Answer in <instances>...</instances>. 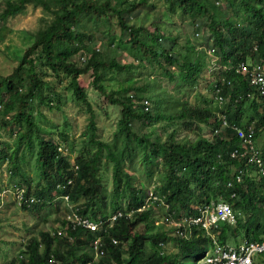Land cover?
Masks as SVG:
<instances>
[{
  "label": "trees",
  "instance_id": "1",
  "mask_svg": "<svg viewBox=\"0 0 264 264\" xmlns=\"http://www.w3.org/2000/svg\"><path fill=\"white\" fill-rule=\"evenodd\" d=\"M164 1L170 8L178 7L193 18L204 19L208 25L214 52L223 65L212 87L215 101H218L215 97L218 87L221 90L220 103L224 102V105L220 112L183 101L166 87L160 88L155 78L147 77L133 87L109 90L100 81L99 65L120 71L131 69L130 63H120L114 58L104 61L95 47H88L90 44L86 42V38L92 40L85 31L90 27V20L106 21L109 12L117 16L118 24L128 33L131 50L140 63L145 60L154 63L161 57L166 65L178 67L177 76L164 68L171 78L194 83L200 76L205 65L203 52L190 54L184 51L177 55L170 45L161 41L163 37L175 40L174 36L163 33L158 25L151 28L128 23L124 14L147 4L148 0H5L0 10L2 22L21 12L29 2L40 5L51 14L52 17L33 32L31 47H39L45 66L54 72L62 70L69 76L74 95L85 103L89 112L88 141L96 144L88 157L71 166L58 143L41 133L33 119L28 98L35 97L39 103L53 106V97L45 93L47 82L32 65L24 66L27 59L24 53L10 74L0 75L2 113L11 117L10 122L1 117L0 123L24 125L16 131L15 149L11 153L3 149L1 152L11 163L10 171L21 174L16 150L21 145H30L34 136L38 142L37 165L45 181L40 192L42 200L31 194L29 186L22 188L25 196L35 199L30 205L23 206L42 209V201L68 193L66 203L71 202L80 214L94 219L108 217L117 209L113 199L107 201L98 174L103 156L112 161L115 193L126 187L130 198L128 210L123 211L106 231H83L66 225L62 219L64 228L58 227L60 229L52 234L43 232L39 238L31 236L25 250L20 251L24 259L22 264H73V260L81 264H178L179 255L187 257L199 251L202 255L207 245L209 249L212 236L194 224L184 222L173 226L170 223V230L153 229L150 205L159 202L166 205L165 220L170 222L195 215L197 207L221 198L230 203L237 220L234 224L218 222L211 228L213 237L222 244L234 246L261 237L264 231V177L254 167L246 165L244 158L233 156L231 152L240 144L239 129H244L247 124L252 123L255 142L259 133L264 134V101L249 83L250 72L237 70L242 64L249 69L256 65L264 68V0H223L239 20L245 19V25H241L238 19L225 16L212 0ZM75 27L81 30H74ZM79 45L84 46L79 52L83 65L71 59ZM89 69L94 73V85L111 103L121 107L112 141L96 136L95 115L79 80L80 75ZM130 88L133 90L126 92ZM246 102L252 109L249 117L247 107H244ZM219 114L226 118L227 124L222 127L217 120ZM198 123L210 124L209 137L199 131ZM141 124L147 130L140 131ZM136 148L145 157L162 158L158 184L148 194V200L146 187L136 182L123 165ZM259 149L264 159V136ZM239 169H244L245 173L243 180L238 182L234 176ZM236 209L247 214V218L243 219ZM229 235H242L243 240L230 244L227 242ZM95 236H100L101 246L109 256L99 254L92 261L91 240ZM169 240L175 241L177 252L168 253L163 248ZM88 244L89 249L86 248ZM259 257L264 264V253Z\"/></svg>",
  "mask_w": 264,
  "mask_h": 264
},
{
  "label": "rangeland",
  "instance_id": "2",
  "mask_svg": "<svg viewBox=\"0 0 264 264\" xmlns=\"http://www.w3.org/2000/svg\"><path fill=\"white\" fill-rule=\"evenodd\" d=\"M212 1L220 7L225 16L239 20L231 12L226 2L223 0ZM4 3L5 0H0V10ZM124 16L128 23L134 26L147 25L152 28L154 25H158L163 33L173 35L175 40L163 37L161 41L170 45L177 55L184 51L190 52V54L193 51L203 52L205 65L197 80L194 83H187L179 78H171L164 68L169 69L172 74L177 76L178 67L174 68L173 65H166L161 57L154 63L148 60L140 63L131 50L128 33L118 24L117 16L113 12H109L108 20H90V27L85 29L92 37L91 42L86 38V42L90 44L88 47H95L104 61L114 58L120 63L131 64L130 71H120L106 65L98 66L97 71L100 74V81L107 90L133 87L141 80L150 77L158 81L160 88L166 87L173 95L183 101L200 104L214 112L221 111L224 102L220 103L212 98V87L218 76H220L223 65L219 61L220 57L217 52H214L212 35L206 22H203L204 19L193 18L178 7L170 8L164 0H148L147 4L140 6L129 14H124ZM50 17H52L51 14L40 5L29 2L21 12L9 16L4 22L0 21V75L10 74L23 54L26 53L27 59L24 61V66L29 67L32 65L41 79L47 82L44 87L45 93L53 97L51 102L53 106L39 103L35 97L28 98V105L32 109L33 119L42 134L52 142L58 143L71 166H73L88 157L95 150L96 144L88 141L89 112L85 107V103L74 95L72 87L69 86V76L62 70L54 72L45 66L39 47H31L33 32L43 26ZM238 22L241 25L246 24L244 18ZM74 30H81V28L75 27ZM83 47L79 45L77 51L71 56V59L82 63L81 65L84 64V61H81L79 52ZM93 79L94 73L91 69L85 71L79 78L95 115L96 136L112 141L121 107L118 104L111 103L94 85ZM132 90L130 88L126 92L129 93ZM149 105L153 107L152 103H149ZM244 107H247L246 115L249 117L252 112L249 103L246 102ZM2 111L3 106L0 105V119H7L10 122L11 117H9V114L6 115ZM196 126L205 136L209 137L211 135L209 123H198ZM23 127L24 125L20 126L16 123L8 125L0 123V264L24 263L20 251L25 250L30 237L35 235L39 238L43 232L52 234L58 227H62L61 220L69 207L64 197L56 196L57 199L52 198L51 200L42 201V209L26 208L15 197L13 187L23 188L29 186L31 194L42 200L40 192L45 185L44 178L40 174V167L37 165L38 142L34 136L30 145H21L16 150L21 174H13L10 171L11 163L1 152V149H3L11 153L15 149L17 143L16 131ZM143 130H147V128L141 124L140 131ZM263 136L262 132L256 137V144L259 147L262 144ZM123 165L134 176L136 182L146 187L148 192L145 195L148 200V194L158 184L162 158L145 157L142 151L136 148V151L123 162ZM98 174L107 201L110 202L113 199L115 202L114 207L117 210L122 212L128 210L130 198L127 194V188L122 187L119 193H115L112 176L113 167L110 159H106L104 156L101 158ZM25 178L29 182H24ZM81 200L82 198H79V201ZM150 206L154 218L153 229H172L170 222L165 220L166 205L159 202ZM236 213H241L243 219L247 218V214L242 213L240 209H236ZM241 240H243L242 235H229L227 242L235 244ZM89 247V244L86 245L87 249ZM163 248L168 253L178 251L173 240L167 241ZM206 248H208V245ZM200 254L199 251L195 255L187 257L179 255L178 264H203L202 255ZM102 256L108 257L109 254L104 251ZM97 257L93 252L92 261L96 260ZM50 261L53 262L54 260ZM73 264L81 263L73 260Z\"/></svg>",
  "mask_w": 264,
  "mask_h": 264
},
{
  "label": "built area",
  "instance_id": "3",
  "mask_svg": "<svg viewBox=\"0 0 264 264\" xmlns=\"http://www.w3.org/2000/svg\"><path fill=\"white\" fill-rule=\"evenodd\" d=\"M237 70L250 72V74H248L249 83L256 88L261 99L264 101V68L260 65H256L249 69L246 65L242 64ZM216 93V99L221 102L222 95L219 87ZM217 120L220 122L221 127L227 124L224 115L219 114ZM239 133L241 137L240 144L237 148L232 150L231 155H239L244 158L246 165L254 167L256 172H259L260 176L264 177V159L254 140L252 123L247 124L244 129H239ZM244 173V169H239L234 179L238 182L243 180ZM231 183L232 181H229V184ZM14 195L20 204L30 205L35 200L33 196H25L22 188L19 186H15ZM232 195H234V193H232ZM58 197H64L66 202L69 200L68 193H62L58 195ZM197 209L198 211L195 215H189L182 220H170V223L173 226H179L184 222L191 223L212 236L210 248L206 250L201 257L203 264H263L259 256L264 253V231L261 233V237L258 240H244L237 246L225 243L222 244L216 237H213L211 228L216 226L218 222L226 221L230 224L236 223L237 217L230 203L219 198L217 201H210L197 207ZM121 214L122 212L119 210L106 218L99 217L98 219H94L90 216L80 214L77 207L70 205V209L66 212L64 219L66 225L72 228H80L83 231L95 232L106 230ZM60 232L61 230H58V233ZM91 243L96 255L104 253L100 236H95ZM160 245H163V243L161 242Z\"/></svg>",
  "mask_w": 264,
  "mask_h": 264
},
{
  "label": "clouds",
  "instance_id": "4",
  "mask_svg": "<svg viewBox=\"0 0 264 264\" xmlns=\"http://www.w3.org/2000/svg\"><path fill=\"white\" fill-rule=\"evenodd\" d=\"M68 204H69V207H68V210H69V209H70V205H71V206H73V205L71 204V202L68 203ZM73 207H74V206H73ZM68 210H67V212H68ZM117 211H119V210H117ZM117 211H115V212H117ZM115 212H114V213H115ZM121 212H122V211H121ZM122 213H123V212H122ZM127 213H129V212H127ZM130 213H131V212H130ZM112 214H113V213H112ZM112 214H111V215H112ZM109 216H110V215H109ZM64 217H65V215L63 216V220H65ZM109 227H110V226H109ZM62 228H64V226H63ZM107 228H108V227H107ZM57 229H60V228H57ZM106 230H107V229H106ZM106 230H103V231H106ZM100 231H101V230H100ZM91 245H92V243H91ZM91 248L93 249V246H91ZM209 248H210V246H209ZM206 250H208V248H207ZM93 252H94V249H93ZM101 255H102V254H101ZM201 257H202V256H201Z\"/></svg>",
  "mask_w": 264,
  "mask_h": 264
},
{
  "label": "crops",
  "instance_id": "5",
  "mask_svg": "<svg viewBox=\"0 0 264 264\" xmlns=\"http://www.w3.org/2000/svg\"><path fill=\"white\" fill-rule=\"evenodd\" d=\"M260 258V257H259Z\"/></svg>",
  "mask_w": 264,
  "mask_h": 264
}]
</instances>
